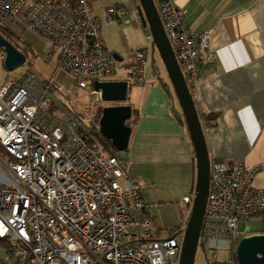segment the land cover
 I'll return each mask as SVG.
<instances>
[{"label": "built area", "instance_id": "1", "mask_svg": "<svg viewBox=\"0 0 264 264\" xmlns=\"http://www.w3.org/2000/svg\"><path fill=\"white\" fill-rule=\"evenodd\" d=\"M94 1L0 0V25L13 23L46 42L73 88L90 91L118 71L128 84L144 85L147 55L138 50L117 60L107 51ZM155 5L191 92L216 63L211 31L189 30L173 0ZM103 14L111 24L126 11L108 6ZM65 89L56 74L42 79L32 72L0 87V148L7 157L0 158L2 264H179L184 229L158 237L127 163L105 152L93 133L98 125L92 128ZM258 170L210 162L197 243L207 264H237L238 243L248 237L240 223L264 216V189L253 184Z\"/></svg>", "mask_w": 264, "mask_h": 264}, {"label": "crops", "instance_id": "2", "mask_svg": "<svg viewBox=\"0 0 264 264\" xmlns=\"http://www.w3.org/2000/svg\"><path fill=\"white\" fill-rule=\"evenodd\" d=\"M173 3L184 12L189 30L211 31L216 63L190 92L209 162L259 167L253 184L264 189V0H173ZM108 6H120L126 15L107 24L103 13ZM91 12L103 25L108 52L119 58L138 50L147 55L144 85L128 84L126 102L121 104L131 108L126 123L131 128L127 150L119 157L111 148L116 157L127 163L129 176L140 184L141 196L158 226V237H170L187 224L191 203L184 202V198L192 199L196 178L194 150L181 109L165 70L157 67L159 56L148 27L142 24L138 0H95ZM18 49L26 57L24 64L30 67L36 57L34 45L23 39L22 48ZM45 60L53 62L50 75L56 74L58 84L65 86L69 94L76 93L68 76L58 71L50 46ZM149 64L151 72H147ZM32 73L46 79L40 73ZM121 73L107 81L128 83L127 74ZM92 91L93 88L88 93ZM93 96L99 94L95 92ZM207 117L213 119L210 126L204 122ZM251 219L248 223H255L256 219ZM244 229L248 237L264 234V224L262 230ZM5 248L0 241V264Z\"/></svg>", "mask_w": 264, "mask_h": 264}, {"label": "water", "instance_id": "3", "mask_svg": "<svg viewBox=\"0 0 264 264\" xmlns=\"http://www.w3.org/2000/svg\"><path fill=\"white\" fill-rule=\"evenodd\" d=\"M142 24L148 27L153 46L158 53L169 82L174 91L181 116L193 146L196 178L192 194L191 212L183 230L179 264H194L200 229L205 212L209 187V155L204 134L192 95L165 35L154 0H138ZM0 51L4 54L3 65L11 71L26 62V57L0 35ZM113 56L119 60L118 55ZM94 92L104 103H125L128 91L126 81H104L93 83ZM177 114V118L180 119ZM131 117L128 105L105 107L98 122L100 134L110 142L117 152L127 150L131 128L126 125ZM237 264H264V234L243 238L236 249Z\"/></svg>", "mask_w": 264, "mask_h": 264}, {"label": "rangeland", "instance_id": "4", "mask_svg": "<svg viewBox=\"0 0 264 264\" xmlns=\"http://www.w3.org/2000/svg\"><path fill=\"white\" fill-rule=\"evenodd\" d=\"M20 28L17 25L15 26V24L13 23L7 22L4 25H0V35L8 42H10L12 45L15 43L18 48H22L23 39L29 40L35 47L36 57L34 63L30 67L28 64L26 65L24 64L9 71L3 65L4 54L1 53L0 51V87L8 79L15 80L21 78V76H23L25 73L28 72L27 68L30 69L31 72L40 73L42 76H44L43 78L46 79L52 76L50 74L51 71H53V66H52L53 62L52 61L46 62L45 60V57L47 56V52L49 49V45L48 44L45 45L44 43L41 42V40H39V38L35 39L34 34H33L34 36L31 35L32 33L28 34L25 31H23L22 28L21 29ZM13 46L15 47V45ZM18 48L16 49L19 51ZM158 59H159L158 61L156 60L157 62L156 64L157 67H159V70L162 71V69L164 68L159 57ZM151 71H152L151 64H149L147 72H151ZM121 72L123 71L116 72L115 75H113L109 79L114 78V76L115 77L121 76L120 75L122 74ZM74 89L77 92L73 94H69L68 98L72 100L73 105L74 107H76L77 111L81 110L83 116H85V118L90 120L92 128H94L95 125H98L99 117L101 116L102 110L105 107L121 105L119 103H104L100 100L99 96H93L94 94L92 95L88 93V91L86 90H80L78 88H74ZM86 104H87L86 107H82V105H86ZM123 153L124 152H116L117 156L119 157H121ZM0 158L3 160L7 159L6 155L1 150H0ZM263 217H264L263 215L254 216L252 217L253 219L251 220L256 219L255 223L252 222L248 223L249 220H247L246 223L241 222L239 226L241 229L247 227L250 230H258V229L262 230V226L264 224ZM221 258L222 255H219V259ZM207 260L208 257L204 254L202 248L197 247L194 264H207Z\"/></svg>", "mask_w": 264, "mask_h": 264}, {"label": "trees", "instance_id": "5", "mask_svg": "<svg viewBox=\"0 0 264 264\" xmlns=\"http://www.w3.org/2000/svg\"><path fill=\"white\" fill-rule=\"evenodd\" d=\"M209 119H212V118L207 117V118L205 119L204 122H206V120H209ZM93 133H94V135L97 137V139L103 144V147H104L105 152L108 153L109 155H114V156H115L114 152L112 151L113 149L111 148L110 143L107 142V141H105V140L102 138V136L100 135L98 129L94 128V129H93ZM0 150H1V148H0ZM1 151H2V150H1ZM2 152H3V151H2ZM0 241H2V240H0ZM2 242H4V241H2Z\"/></svg>", "mask_w": 264, "mask_h": 264}]
</instances>
